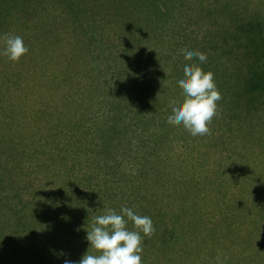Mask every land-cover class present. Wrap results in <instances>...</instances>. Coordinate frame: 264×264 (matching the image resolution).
Listing matches in <instances>:
<instances>
[{
	"label": "rangeland",
	"instance_id": "obj_1",
	"mask_svg": "<svg viewBox=\"0 0 264 264\" xmlns=\"http://www.w3.org/2000/svg\"><path fill=\"white\" fill-rule=\"evenodd\" d=\"M250 31L264 38V0H0V52L5 35L20 36L28 48L17 61L0 54L1 210L9 214L21 206L17 213L27 218L40 203L57 199L65 167L71 166L70 179L93 171L99 156L84 120L100 114L95 99L83 94L96 71L136 68L164 85L176 78L177 68L183 70V49L192 47L206 54L200 66L214 81L225 74L212 64L229 76L221 90L216 86L221 99L209 132L192 136L166 121L169 135L148 155L144 146H114L120 165L172 169L163 180L185 179L172 199L162 197L178 216L179 234L164 252L151 251L146 264H264V214L258 208L264 203V94H256L249 107L233 95ZM189 62L199 63L195 57ZM175 99H183V90ZM83 121L85 129L69 139V123ZM249 168L253 178L244 176ZM258 189L261 198L254 201ZM212 193L220 195L218 205ZM4 224L11 225L6 242L14 246L15 223Z\"/></svg>",
	"mask_w": 264,
	"mask_h": 264
},
{
	"label": "trees",
	"instance_id": "obj_2",
	"mask_svg": "<svg viewBox=\"0 0 264 264\" xmlns=\"http://www.w3.org/2000/svg\"><path fill=\"white\" fill-rule=\"evenodd\" d=\"M250 26L251 24L249 29H252ZM248 36L249 39L247 36L245 38L244 53L240 54L246 59L245 66L243 70L238 67L235 73L236 77H240V83H237V80L234 82L233 91L235 99L244 97L245 107L251 106L256 94H264V38H257L253 31H250ZM212 65L214 71L221 68V72L228 76L222 67ZM95 74L96 81L87 90L92 92L87 93L85 90L83 94L86 97L90 96L87 97L89 100L95 99V106L100 114L84 120H88L86 128L93 131L89 141L94 146L95 155L99 156L91 164L93 171L85 169L77 178L70 179L67 173L71 166L65 167L62 170L63 178L57 191V199H48L40 203V207H36L35 212L32 210L31 216L27 218L17 213L22 211L21 206L19 207L21 210L10 209L9 214L0 208V264H64L65 260L78 262L87 250L89 253L99 255V251L92 249L87 241V231L91 230L94 217L104 214L106 209H114L119 214L121 206L133 208L138 214H148L152 218L151 234H141L143 249L141 255L144 264L151 251L164 252L168 240L173 241V235L179 234L178 216L174 212H169L162 197L172 199L174 189L185 179L173 176L170 182L163 180L166 173L173 172L172 169L120 165L114 146H144L141 147L142 154L148 155L151 147L157 146L158 140L161 141V137L169 135L168 130L164 128L167 113L171 112V103L178 100L175 99L177 90L182 91L177 80L183 75V70L177 68V73L174 74L177 75L176 78L164 85H161L153 75L148 78L146 74L137 72L136 68L108 67L96 71ZM101 75L104 78L99 80ZM225 75L222 80H215L220 90L226 84L223 81ZM236 104L239 105V102ZM84 121L69 123L72 126L69 128V139H72V135L75 136L77 129H85L82 127ZM149 126L151 131L144 135ZM77 145L83 146L81 140ZM136 156L137 153L134 157ZM251 169H247L244 176H250ZM175 171L176 168L174 173ZM152 178L155 180L153 186ZM185 185L190 187L191 182ZM155 186L158 187L153 188ZM217 187L210 188L216 191L219 189ZM258 190L257 195L252 197L254 201L261 198L262 190ZM239 191L241 192L240 187ZM184 193L181 192V195L184 196ZM218 193L223 194L220 190ZM211 196H214L217 205L222 201L218 197L220 195L212 193ZM233 200V198L226 200L227 211L231 212ZM211 201L212 198H209V203ZM191 205L188 201L187 206ZM180 207L181 204L177 206V210H181ZM263 207L264 203L258 206L261 214H264ZM4 220L15 223L14 229L18 232L19 238L13 239L14 246L6 242L12 238V230L11 225L4 224ZM255 222L256 217L254 225ZM128 227L130 229L133 227L131 221Z\"/></svg>",
	"mask_w": 264,
	"mask_h": 264
},
{
	"label": "clouds",
	"instance_id": "obj_3",
	"mask_svg": "<svg viewBox=\"0 0 264 264\" xmlns=\"http://www.w3.org/2000/svg\"><path fill=\"white\" fill-rule=\"evenodd\" d=\"M3 40L4 47L0 54L9 60L17 61L28 51L18 35H5ZM183 56V75L177 80L183 90V99L171 103L167 122L183 125L192 136L205 135L209 132L208 124L216 114V102L221 95L213 73L204 71L200 66L206 63V54L186 47ZM193 57L199 63L189 62ZM129 221L133 226L131 229L128 227ZM152 231L153 222L148 214H138L133 208L125 206H121L119 214L114 209H106L104 214L94 217L91 230L86 235L91 248L100 254L95 255L87 250L78 262L65 260L64 264H144L141 234L149 235Z\"/></svg>",
	"mask_w": 264,
	"mask_h": 264
}]
</instances>
